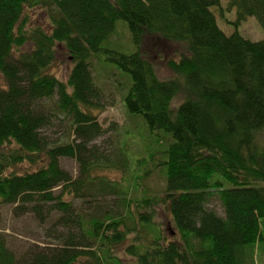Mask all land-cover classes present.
Instances as JSON below:
<instances>
[{
    "label": "trees",
    "instance_id": "trees-1",
    "mask_svg": "<svg viewBox=\"0 0 264 264\" xmlns=\"http://www.w3.org/2000/svg\"><path fill=\"white\" fill-rule=\"evenodd\" d=\"M219 4L0 0V76L6 85L0 88V207L13 205L24 213L28 205L41 224L59 213L55 226L69 229L56 235L59 245H36L20 257L0 237V264H124L114 253L130 235L129 264L251 263L264 242V40L252 41L238 30L226 34L212 10ZM229 5L237 12L236 26L254 17L264 30V0ZM37 6L48 12L49 30L29 31L27 10ZM119 21L127 23L135 53L103 50ZM147 36L186 44L187 54L167 63L172 79L161 80L141 50ZM30 43L33 49L23 51ZM58 48L73 62L67 82L50 73ZM102 52L131 77L124 99L128 112L163 134L157 140L164 145L163 161L152 170H162L165 194L134 200L100 178L92 184L95 192L118 196L120 207L86 220L63 195L86 196V181L95 182L91 172L99 168L88 154L104 134L91 113L103 98L93 75V59ZM180 94L184 100L175 107ZM64 119L70 141L50 142L44 132ZM62 159L79 162L78 179L61 168ZM23 163L32 167L19 173L15 166ZM213 199L223 215L208 207ZM161 204L178 233L172 239L155 223Z\"/></svg>",
    "mask_w": 264,
    "mask_h": 264
},
{
    "label": "rangeland",
    "instance_id": "rangeland-1",
    "mask_svg": "<svg viewBox=\"0 0 264 264\" xmlns=\"http://www.w3.org/2000/svg\"><path fill=\"white\" fill-rule=\"evenodd\" d=\"M229 4L230 0H220V4L212 8L220 28L228 35L238 30L244 37L252 41L264 40V30L256 18L251 17L245 23L236 26L237 12L235 8H230ZM27 14L29 31L37 27L45 30L50 29L51 24L47 10L37 6L28 9ZM186 47V44L182 42L164 41L157 36H147L144 38L141 50L153 59L159 78L168 80L174 77L167 64L168 61L178 60L183 54H187ZM102 48L127 55L137 51L126 22H117L114 34L103 44ZM32 49L33 45L30 43L24 47L23 51L29 52ZM95 57L97 60L93 59L94 62L92 61L95 63L93 64V75L96 85L103 92V98L100 101V107L92 108L91 113L98 117L104 134L91 144L88 158L91 164L99 166V168L95 167L91 172L95 182L86 181L84 189L86 196L77 198L63 195V199L73 203L74 213L86 220L93 217H103L106 213L116 211L120 207L118 196L95 192L98 190L96 187L94 189L92 184H96L100 178H104L110 184L118 185L119 191L124 192L125 195L134 200L148 197V195L163 199L165 194L162 170L160 168H153L152 170L153 164H159L160 161H163L161 154L164 145L157 143L159 136L163 134L152 133L141 115H132L126 109L124 99L132 84L130 75L124 73L112 61L108 60L109 54L102 52L98 57ZM72 67L71 57L62 48H58L57 61L50 68V73L67 82ZM5 87V81L0 76V88ZM184 97V94L178 95L173 105L177 107L184 100ZM60 122H56L52 128L44 132L50 142L64 143L70 141L69 123L66 119ZM156 154H158L157 157ZM154 157H156L155 160ZM157 158L160 160L157 161ZM124 162L127 164L126 170L120 166ZM23 164L15 166L19 173L26 172L32 167L30 164ZM60 165L74 179L81 176V165L76 160L62 159ZM113 165L120 167L113 168ZM33 169L36 168L33 167ZM148 171L150 173L145 176ZM61 190V187L57 188L54 193L58 195ZM29 207L27 205V211L24 213L16 212L13 205L0 207V237L17 257L27 254L36 245H59L60 241L56 240V235L59 233L66 235L69 230L55 226V222L60 217L59 213L50 215L46 223L41 224L38 216H35ZM208 207L223 215L218 200L213 199ZM155 216V223L160 226L166 238L172 239L174 236H178L167 206L161 204L157 208ZM144 234H146L145 231ZM131 243L132 236L130 235L126 242L115 249L114 254L118 255L119 260H122L124 264L133 261V258L127 255V248ZM86 263L83 260L77 264ZM250 264H264V242L254 250Z\"/></svg>",
    "mask_w": 264,
    "mask_h": 264
}]
</instances>
